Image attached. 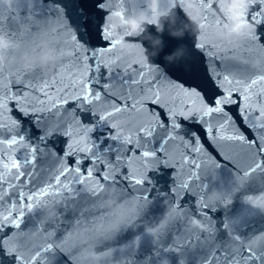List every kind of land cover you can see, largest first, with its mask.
<instances>
[{
  "label": "snow or ice",
  "instance_id": "6c2138e0",
  "mask_svg": "<svg viewBox=\"0 0 264 264\" xmlns=\"http://www.w3.org/2000/svg\"><path fill=\"white\" fill-rule=\"evenodd\" d=\"M106 4L104 0L95 7L106 13ZM198 4L205 29L195 47L212 61L208 72L220 90V97L211 106L199 93L181 88L165 71L116 52L119 41L110 39L105 19L97 27L101 39L108 41L106 49L81 51L76 36L66 29L83 34L89 28L91 21L82 4H73L75 14L67 23L63 9L68 6L54 0L47 4L43 0H0V37H6L0 41V53H6L10 60L22 50L39 56L47 44L60 61L53 76L38 72L26 80L0 64V248L18 264H49L55 249L68 252L79 247L75 242L79 231L100 237L114 230L121 219L120 214L108 213L100 220H83L74 233L53 243V233L43 228L19 230L27 209L50 211L81 192L92 198L108 183L119 184L136 196L149 170L162 161L179 169L181 188L187 186L189 178L213 159L199 137L193 134L194 140H188L180 135L182 120L194 119L201 125L208 148L225 159L240 161L247 170L245 176L264 172V65L256 68L251 61L245 62L232 41L222 35L228 18L216 15L218 5L213 0H198ZM140 6L155 13L158 3L136 0L130 10ZM233 11L239 14V9L233 7ZM245 11L251 24L264 26V0H250ZM260 41V32L249 33L245 52H257L264 59ZM105 53H111L113 59L106 60ZM229 61L241 64L229 65ZM173 69L185 71L183 67ZM17 84L22 87L13 91ZM70 102L72 106L66 107ZM227 105L238 106L243 124L259 130L256 139L240 132L236 120L225 110ZM12 108L30 115L37 125L44 121L41 128L49 133L45 139L65 137L64 148L57 153L24 137L19 122L11 116ZM157 109L163 112L164 120ZM85 114L93 127L79 119ZM92 132L98 133L94 139ZM179 214V209H173V216ZM5 228L13 231L3 233ZM79 248L73 257L75 264H96L94 249ZM107 256L101 255L100 264H106ZM207 264H264V236L241 245L239 251L217 248Z\"/></svg>",
  "mask_w": 264,
  "mask_h": 264
},
{
  "label": "water",
  "instance_id": "95a60500",
  "mask_svg": "<svg viewBox=\"0 0 264 264\" xmlns=\"http://www.w3.org/2000/svg\"><path fill=\"white\" fill-rule=\"evenodd\" d=\"M43 2L47 4L49 0ZM54 2L68 6L63 9L67 23H71L75 14L74 3L82 4L87 11L91 23L83 34L74 28L66 29L76 36L82 46L81 51L106 49L108 41L101 39L97 27L105 19V27L111 32L110 39L119 41L116 52L126 53L134 61H143L149 67L165 71L181 88L199 93L209 106L220 97V90L208 72L212 61L195 47L205 29L203 10L198 0H163V3L157 0L155 13L147 6L131 11L130 4H135L136 0H129L128 3L124 0H107L106 13L95 7L104 0ZM234 2L213 0L218 5L216 15L228 18L222 35L232 41V47L243 55L245 62L251 61L253 67L259 68L264 65V59L257 52H245L244 44L248 34L256 31L261 33L260 43L264 44V26L258 28L249 23V31L234 33L232 26L247 17L245 9L250 0H247L245 8L239 9L238 15L230 7ZM189 4L194 5V8L189 7ZM117 12L122 13V17L115 15ZM130 18L147 19L148 23L140 34H130L127 24ZM240 27L244 25L241 23ZM0 38L2 41L6 39ZM43 47V55L22 50L11 60L6 53H0V64L13 68L21 79L26 80L38 72L51 77L59 66V57L47 44ZM46 54L51 56L47 62L42 59ZM105 59L111 61L112 54L105 53ZM228 63L241 64V61ZM173 67H183L185 71L177 72ZM248 68L251 72L250 64ZM19 87L22 85H13V91ZM71 106V102L66 105ZM225 110L231 119L236 120L240 132L250 139H256L259 130L243 124L239 119L238 106L227 105ZM157 111L159 118L164 120L163 112ZM11 116L19 122L24 137L35 145H46L48 150L57 153L64 148L65 137L45 139L49 133L46 128H41L44 121L37 125L30 115H22L15 108H12ZM79 119L84 121L85 126L93 127L86 119V114L79 116ZM181 123L180 135L188 140H194L193 134L199 137V143L204 145L213 159L207 168L198 169L189 178L187 186L181 188L177 175L179 169L162 161L149 170L144 185L134 193L136 196L119 184H102L98 195L92 198L81 192L70 197L67 202L57 203L50 211L27 209L19 230L33 232L43 228L53 233V243H59L74 233L76 225L83 220H100L108 213L120 214L118 226L106 231L103 236L94 238L87 231H79L75 237L77 246L82 250L94 249L96 264H100L104 253H108L106 264H207L217 248L239 251L241 245L264 236V172L245 176L247 170L240 161L225 159L219 152L208 148L202 126L197 125L194 119L182 120ZM96 135L98 133H91L93 139ZM122 138L123 134L121 142ZM126 147L131 148V145ZM139 196L143 199L137 200ZM173 209H179L180 214L173 216ZM197 224L204 227H198ZM12 231L11 228H5L3 233ZM79 247L68 252L55 249L49 255V264H75L73 257L79 254ZM0 264L18 262L13 255L0 248Z\"/></svg>",
  "mask_w": 264,
  "mask_h": 264
},
{
  "label": "clouds",
  "instance_id": "9594fccd",
  "mask_svg": "<svg viewBox=\"0 0 264 264\" xmlns=\"http://www.w3.org/2000/svg\"><path fill=\"white\" fill-rule=\"evenodd\" d=\"M247 5V0H235V2L233 4L230 5V7H234L236 9H243L245 8ZM189 7H193L194 5L189 4ZM148 23L147 19H138V18H130L127 19V24L130 30V34H140L143 30L145 25ZM243 24L244 27H240V24ZM250 22L247 21L246 18H242L241 21L237 22L236 24H234L232 26V31L236 34H242L245 31H249L250 29L248 28V24ZM115 26V25H114ZM0 41H2V38H0ZM45 62H47L48 60L51 59L50 55H45L42 58Z\"/></svg>",
  "mask_w": 264,
  "mask_h": 264
}]
</instances>
